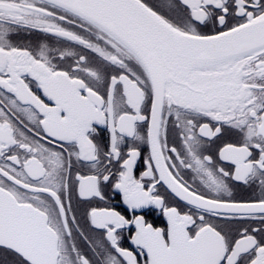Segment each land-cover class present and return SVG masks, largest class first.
<instances>
[{
    "label": "snow or ice",
    "instance_id": "obj_1",
    "mask_svg": "<svg viewBox=\"0 0 264 264\" xmlns=\"http://www.w3.org/2000/svg\"><path fill=\"white\" fill-rule=\"evenodd\" d=\"M0 264H264V0H0Z\"/></svg>",
    "mask_w": 264,
    "mask_h": 264
},
{
    "label": "flooded vegetation",
    "instance_id": "obj_2",
    "mask_svg": "<svg viewBox=\"0 0 264 264\" xmlns=\"http://www.w3.org/2000/svg\"><path fill=\"white\" fill-rule=\"evenodd\" d=\"M146 218L149 219L151 222H157V223L162 219V217H160L158 213H153L152 215Z\"/></svg>",
    "mask_w": 264,
    "mask_h": 264
}]
</instances>
